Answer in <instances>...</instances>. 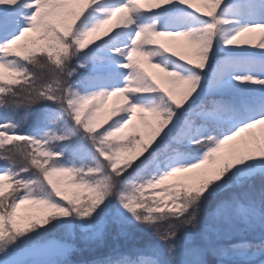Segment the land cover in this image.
Masks as SVG:
<instances>
[{"label": "snow or ice", "instance_id": "1", "mask_svg": "<svg viewBox=\"0 0 264 264\" xmlns=\"http://www.w3.org/2000/svg\"><path fill=\"white\" fill-rule=\"evenodd\" d=\"M0 264H264V0H0Z\"/></svg>", "mask_w": 264, "mask_h": 264}, {"label": "rangeland", "instance_id": "2", "mask_svg": "<svg viewBox=\"0 0 264 264\" xmlns=\"http://www.w3.org/2000/svg\"><path fill=\"white\" fill-rule=\"evenodd\" d=\"M195 6L199 7L200 5H199V4H196ZM258 41H259V35H257V36L254 38L253 42L255 43V42H258ZM161 42L167 43V41H164V40H162ZM152 71H154V69H152L151 72H152ZM112 103H113L112 101H109V105H110V106H111Z\"/></svg>", "mask_w": 264, "mask_h": 264}, {"label": "trees", "instance_id": "3", "mask_svg": "<svg viewBox=\"0 0 264 264\" xmlns=\"http://www.w3.org/2000/svg\"><path fill=\"white\" fill-rule=\"evenodd\" d=\"M144 67H145L146 70L150 71L149 67L147 66V63H144Z\"/></svg>", "mask_w": 264, "mask_h": 264}]
</instances>
